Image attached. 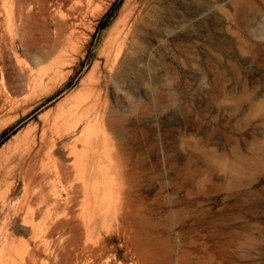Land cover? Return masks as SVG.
Wrapping results in <instances>:
<instances>
[{
  "label": "rangeland",
  "instance_id": "obj_1",
  "mask_svg": "<svg viewBox=\"0 0 264 264\" xmlns=\"http://www.w3.org/2000/svg\"><path fill=\"white\" fill-rule=\"evenodd\" d=\"M136 1L47 0L36 26L22 29L24 43L15 38L20 43L18 55L5 30L10 20L0 17L5 36L0 48L1 100L22 86L20 64L46 74L42 90L29 93L16 112L0 115V122H7L0 132L2 159L23 132L40 133L42 123L52 122L57 105L75 94L80 81L102 60L111 26ZM149 4L134 38L130 72L119 81L128 92L112 83L106 90L112 117L126 119L118 127L104 126L123 162L113 158L111 168L121 164L134 208L149 218L135 244L154 264H264V0H150ZM146 96L149 107L143 110ZM70 136L54 147L52 155L70 142ZM22 177L15 172L0 185V208L6 196L13 204L23 199ZM52 180L32 184L26 198L35 201L34 192ZM62 183L54 182L53 188L64 199ZM78 199L66 209L67 219L78 215ZM42 218L30 220L38 235L48 226L47 218ZM17 228L21 229L11 224L9 232L16 233ZM77 231L76 238L69 228L43 237L48 240L21 233L14 238L25 242L19 253L38 244L37 264H85L83 230ZM107 237L102 260L132 264L136 255L123 236L112 232ZM90 241L95 242V236L88 237ZM75 244L77 249H70Z\"/></svg>",
  "mask_w": 264,
  "mask_h": 264
},
{
  "label": "bare ground",
  "instance_id": "obj_2",
  "mask_svg": "<svg viewBox=\"0 0 264 264\" xmlns=\"http://www.w3.org/2000/svg\"><path fill=\"white\" fill-rule=\"evenodd\" d=\"M46 1L47 0H0V17L5 16L4 20L5 18L10 20H8L9 23L5 26V30H7V34L12 37L14 42V53H16V55H18L17 52L20 49V43L17 44L15 38L18 37L21 43H24L22 41L24 36L21 35L22 29L26 26L30 29L32 25L36 26L37 17L39 15L43 16ZM149 1L150 0L136 1L135 4L129 8L130 10L125 14L124 18L120 22L118 20V22H115L111 26V30L107 33L104 47L101 50L102 60L94 64L91 75L86 76L80 81L73 90L75 94H71L72 96H69L70 98L64 99L63 102L57 105L59 110L52 119V122L50 123L47 121L42 123L43 125L40 133L38 129L34 128V130H29L30 133L29 131L23 132V134H25L22 136L19 143H15L16 145L13 143L14 147L11 149L10 153L7 154L8 156L6 157L5 154V158L3 159L0 156L1 160H3V166L1 165L2 170L0 171L2 172V174L0 173V185L7 177L14 176L15 172H17L19 176L23 175L22 178L24 180V182L22 181L24 184V191L22 193L23 199L20 202L13 204L12 200H7V196L2 199L0 208V264H37V259L35 260L34 257L38 258L37 255L40 250L38 249L39 246L37 247L38 244H33L35 247L32 249L27 246L28 249L30 248L29 250L25 245L27 250L22 249V252L19 253L21 251H19L20 244L25 242L16 240L17 237L16 239L14 238L16 233H21L23 236L30 235L33 239L38 237L42 239L43 237L51 238L65 228H69L75 238L78 235L77 230L79 228L83 230L82 238L84 240L81 244L85 264H110L102 259L104 258L105 252H107L109 240L107 236L112 232H116L123 236L133 250L136 257H132V264H154L152 257H142L141 247L139 248L137 244H135L141 237L140 235L144 232V229L148 228L149 218L146 213L134 208L132 188L130 189L127 187L125 179L126 174H124V169L122 167L120 168L121 164L115 167L123 169L122 171H116L114 166L113 169L111 168V160H113V158L119 163L123 162H121L122 160L118 151L114 148L113 142L111 143L104 129L106 124H108V127H118L123 121H126L123 117H112V112L108 110L107 106L106 90L108 89V84L112 83L123 93L128 92V90L124 88V84H120L119 81L127 77L126 75L129 71L127 67L131 64V60L133 59L132 48L135 42L134 38L136 34H138L139 24L143 20L144 14L146 15L144 10L150 5ZM71 6L72 5H70V7ZM6 21L7 20H5V22ZM4 37V34L1 32L0 23V48L4 43ZM66 39H68V36ZM67 43L69 42L67 41ZM14 61L17 62L16 60ZM21 65L22 64L18 66L19 68L17 67V73L18 78H20L22 82V86L18 88V91H12L6 95L3 101L0 98V115L2 113L16 112L19 110L23 103L31 97L28 98L29 93L34 94L38 87H41V84L44 82L46 74L44 76V74L41 73V75L40 72L36 71L39 73L37 74L33 70L34 68H28L29 66L20 67ZM54 67H56V65H54ZM38 69L39 68H35V70ZM58 69L59 68H57V70ZM50 71L49 69V72ZM54 71H52V73ZM56 71L55 74L58 75L59 70L57 72L58 74ZM46 72L47 69H45V73ZM53 78L51 77L49 80H53ZM46 87L47 85L45 88ZM40 89L42 90V87ZM146 94L147 93H145V95ZM63 104L65 105V109H62ZM148 107L149 101L146 96L141 109L146 110ZM26 111H23L21 116L26 114ZM45 118L47 117H44V119ZM12 120L16 122L17 119L15 117ZM5 126H7V122L4 123L3 121V124H0V132ZM52 128H54L56 132H54L55 130L53 129V133L50 131L51 133L48 135V130ZM68 136L72 138L69 140L70 142L68 144L62 143L57 154L53 153V157L52 151L54 147ZM7 151L9 150H6V153ZM55 155H57V157ZM45 161H48V163L52 165V170L46 166L47 162ZM114 164H117V162ZM48 178H50V181L51 178H54V180H52L53 182H50L52 184H43L44 186L38 191L35 190L39 185L35 187L36 189L33 188L36 195L35 201L26 198L32 184H36L38 180H40L39 182L45 181ZM54 182H63L64 199H62V194L59 193L57 189L55 190V188H53L55 185ZM8 190L10 192L9 188L6 189L7 192ZM31 190L30 193H32ZM1 193L0 191V197H2ZM75 199H78L77 202L80 205V211L78 215L71 216L72 219H67L66 217L69 216L67 214L71 207V203H73ZM66 209L68 211H66ZM3 211H6V214L1 217ZM40 216L47 218V222L45 221V223L46 225L48 223V226L46 232L41 235L39 234V236L37 231H35L36 228H33L34 223H31L30 220L33 221L36 217L39 219ZM11 224H17L21 229L17 228L18 230L16 229V233L9 232ZM103 231L105 234H103ZM17 236H19V234H17ZM91 236H95V242L91 243L90 241V243H88L89 240L87 242V238H91ZM35 242L36 241L33 243ZM27 243L28 242H26V244ZM70 249L76 250L77 245L75 244L74 248H72L71 245ZM17 257L20 258L18 259ZM24 257H27L26 261ZM40 260H42V258H40ZM40 260L38 259V262ZM120 264H125V262Z\"/></svg>",
  "mask_w": 264,
  "mask_h": 264
}]
</instances>
